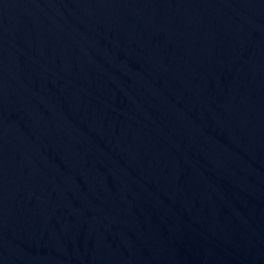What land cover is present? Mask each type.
Listing matches in <instances>:
<instances>
[{"label": "water", "instance_id": "1", "mask_svg": "<svg viewBox=\"0 0 264 264\" xmlns=\"http://www.w3.org/2000/svg\"><path fill=\"white\" fill-rule=\"evenodd\" d=\"M0 264H264V0H0Z\"/></svg>", "mask_w": 264, "mask_h": 264}]
</instances>
